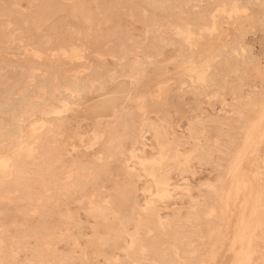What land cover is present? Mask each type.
<instances>
[{
	"label": "rangeland",
	"instance_id": "1",
	"mask_svg": "<svg viewBox=\"0 0 264 264\" xmlns=\"http://www.w3.org/2000/svg\"><path fill=\"white\" fill-rule=\"evenodd\" d=\"M0 133V264L264 263V0H0Z\"/></svg>",
	"mask_w": 264,
	"mask_h": 264
},
{
	"label": "bare ground",
	"instance_id": "2",
	"mask_svg": "<svg viewBox=\"0 0 264 264\" xmlns=\"http://www.w3.org/2000/svg\"><path fill=\"white\" fill-rule=\"evenodd\" d=\"M185 39H186V38H185ZM11 44H12V43H11ZM20 45H21V44H20ZM32 54H33V53H32ZM34 54H35V53H34ZM34 54H33V55H34ZM36 54H37V53H36ZM34 56H36V55H34ZM34 56H33V57H34ZM62 56H63V55H62ZM33 57H32V58H33ZM63 57H64V56H63ZM65 57H66V56H65ZM36 58H37V57H36ZM82 58H84V57H82ZM28 59H29V58H27V60H28ZM39 59H40V58H39ZM39 59H38V61H39ZM62 59H63V58H61L60 60L58 59L59 62H60V61H61V62H64V61L66 62V60H67V59H66V60H63V61H62ZM64 59H65V58H64ZM68 59H69V58H68ZM29 60H30V59H29ZM69 60H71V59H69ZM75 60H77V59H75ZM30 61H31V60H30ZM43 61H44V60H43ZM53 61H54V60H52L51 63H53ZM67 61H68V60H67ZM41 62H42V60H41ZM44 62H45V61H44ZM55 62H57V61H55ZM45 63H46V62H45ZM39 64H40V63H39ZM42 64H43V63H42ZM46 64H47V63H46ZM60 64H61V63H60ZM60 64L58 63L57 65L60 66ZM64 64H65V63H64ZM69 64H70V63H69ZM44 65H45V64H44ZM55 65H56V64H55ZM61 65H63V63H62ZM66 65H67V64H66ZM55 67H56V66H55ZM52 68H53V67H52ZM129 78H131V77H129ZM133 78H134V77H133ZM31 79H32V78H31ZM131 79H132V78H131ZM24 82H25V81H24ZM56 82H57V81H56ZM71 82H72V80H71ZM69 85H70V84H69ZM72 85H73V84H72ZM72 85H71V86H72ZM77 86H78V85H77ZM16 87H17V86H16ZM56 87H57V86H56ZM10 89H11V88H10ZM13 90H15V89L13 88ZM72 90H73V89H72ZM62 91H63V90H62ZM29 92H31V90H30ZM50 92H51V91H50ZM60 92H61V91H60ZM60 92H59V93H60ZM71 93H72V92H71ZM113 93H114V92H113ZM72 94H73V93H72ZM24 95H25V94H24ZM60 95H61V93H60ZM7 96H8V95H6V97H7ZM26 96H27V93H26ZM57 96H58V95H57ZM22 98H24V96H23ZM24 99L27 100L28 97H27V98L25 97ZM46 99H47V98H46ZM94 99H95V98H94ZM22 100H23V99H22ZM22 100H21V101H22ZM16 101H17V100H16ZM21 101H20V102H21ZM23 102H24V101H22V103H23ZM136 102H137V101H136ZM2 104H3V103H2ZM5 104H6V103H5ZM32 104H33V103H32ZM37 104H38V103H37ZM41 105H42V104H41ZM10 107H13V106L11 105ZM18 107H19V106H18ZM18 107H17V108H18ZM20 107H21V106H20ZM22 107H24V106H22ZM17 108H16V110H17ZM8 109H9V107H8ZM19 109H20V112H21V109H22V108H19ZM23 109H24V111H25V108H23ZM26 111L28 112L29 109H27ZM14 112H15V113H17V112L19 113V111H14ZM18 113H17V114H18ZM22 113H24V112H22ZM19 114H21V113H19ZM24 114H25V113H24ZM10 116H11V115H10ZM13 116H14V115H13ZM18 116H20V115H18ZM18 116H17V117H18ZM8 117H9V116H8ZM20 117H21V116H20ZM115 117H116V116H115ZM9 119H10V118H9ZM15 119H16V118H15ZM20 119H21V118H20ZM18 120H19V118H18ZM77 120H78V119H77ZM77 120H76V121H77ZM13 121H15V120L13 119ZM17 122H18V121H17ZM22 122H23V121H22ZM15 124H16V123H15ZM9 125H10V124H9ZM16 125H17V124H16ZM11 126L13 127L14 125L11 124ZM18 127H19V126H18ZM13 129H14V127H13ZM13 129H8V130L12 131ZM16 129H17V128H15V130H16ZM245 129H246V128H245ZM10 131H9V132H10ZM7 133H8V132H7ZM0 134H1V133H0ZM3 134H5V133H3ZM6 135H7V134H6ZM6 135H5V136H6ZM245 135H246V134H245ZM13 136H14V135H13ZM263 136H264V135H263ZM0 137H1V136H0ZM3 138H4V137H3ZM249 139H250V138H249ZM196 140H197V139H196ZM11 141H12V140H11ZM245 142H246V141H245ZM7 144H8V143H7ZM1 149H2V148H1ZM238 150H239V149H238ZM236 151H237V150H236ZM192 153H194V152L192 151ZM247 156H248V155H247ZM173 157H174V156H173ZM171 158H172V157H171ZM176 158H177V157H176ZM249 158H250V157H249ZM177 159H178V158H177ZM174 160H175V158H174ZM183 160H184V162H187L186 159H183ZM247 160H248V158H247ZM262 160H263V159H262ZM247 162H248V161H247ZM247 162H246V163H247ZM262 163L264 164V162H262ZM179 165H180V164H179ZM260 165H261V163H260ZM262 166H263V165H262ZM263 167H264V166H263ZM127 168H128V167H127ZM127 168H126V169H127ZM142 168H143V167H142ZM128 169H129V168H128ZM260 169L264 170V168H260ZM130 170H131V169H130ZM245 171H246V170H245ZM260 171H261V170H260ZM262 172H264V171H262ZM262 172H259L260 175L262 174ZM148 174H149V173H148ZM148 174H146V175H148ZM149 175H150V174H149ZM149 175H148V177H151V176H149ZM263 176H264V173H263ZM260 177H261V176H260ZM156 182H157V181H156ZM22 183H23V182H22ZM35 184H36V183H35ZM156 184H157V183H156ZM160 184H161V185H164V184H162V183H160ZM259 184H260V183H259ZM63 185H64V184H63ZM164 186H167V185H164ZM65 187H66V186H65ZM154 187H156V186H154ZM125 188H126V187H125ZM156 188H157V187H156ZM164 188H165V187H164ZM158 189H159V188H158ZM166 189H167V187H166ZM151 190H152V189H151ZM156 191H157V190H156ZM157 192L159 193V191H157ZM164 192H165V191H163V192L161 191V193H164ZM240 192H241V191H240ZM161 193H160V194H161ZM38 194H39V193H38ZM6 195L8 196V194H6ZM41 195H42V194H41ZM158 195H159V194H158ZM240 195H241V194H240ZM163 196H164V195H163ZM165 196H166V195H165ZM121 197H122L123 200L128 199V198L130 197V192H129V190H127V189L124 190V191L122 192V194H121ZM161 198H162V197H161ZM262 198H263V200H264V197H262ZM240 199H241V198H240ZM4 200H5V199H4ZM260 200H261V198H260ZM6 201H7V200H6ZM103 201H104V200H103ZM238 201H239V200H238ZM258 201H259V200H258ZM261 201H262V200H261ZM259 203H260V202H259ZM260 204H261V203H260ZM260 204H259V205H260ZM262 204H263V202H262ZM145 205H147V204H145ZM150 205H151V204H150ZM150 205H149V206H150ZM237 205H238V204H237ZM257 205H258V204H257ZM263 205H264V204H263ZM261 206H262V205H261ZM11 207H12V206H11ZM150 207H151V206H150ZM258 207H259V206H258ZM263 207H264V206H263ZM191 208H192V207H191ZM234 208H235V207H234ZM236 208H237V207H236ZM236 208H235V210H237ZM136 210H138V209H136ZM144 210H146V209H144ZM211 211H212V210H211ZM114 212L117 213V212H119V211H117V209H116V210H114ZM256 212H257V211H256ZM156 214H157V213H156ZM205 214H207V213H205ZM205 214H204L203 216H206ZM208 214H211V213H208ZM208 214H207V216H208ZM234 218H235V217H234ZM234 218H233V220H234ZM236 220H237V218H236ZM221 221H222V220H221ZM230 221H231V220H230ZM188 223H189V222H188ZM225 225H226V224H225ZM161 226H162V225H161ZM218 226H219V225H218ZM230 229H231V230H230ZM17 230H18V229H17ZM229 230H230V234H231V232L233 231L232 228L230 227ZM149 231H150V230H149ZM227 235H228V234H227ZM223 236H224V235H223ZM231 236H232V234H231ZM130 239H131V238H130ZM187 243H188V242H187ZM192 243H193V242H192ZM192 243H191V244H192ZM225 244H226V241H225ZM241 245H242V244H241ZM256 245H257V244H256ZM191 246H192V245H191ZM225 246H226V245H225ZM257 247H258V246H257ZM239 249H240V248H239ZM259 249H262V248H259ZM140 250H141V249H140ZM233 250H234V249H233ZM262 250H263V249H262ZM143 251H144V250H143ZM143 251L141 250V252H143ZM176 251H177V250H176ZM172 253H173V251H172ZM244 255H245V253H244ZM176 256H177V255H176ZM262 256H263V255H262ZM258 259H259V258H257L256 260H258ZM253 260H254V259H253ZM261 260H262V258H261ZM253 262H254V261H253ZM199 263H200V262H199ZM247 264H248V263H247ZM256 264H257V263H256ZM262 264H264V263H262Z\"/></svg>",
	"mask_w": 264,
	"mask_h": 264
}]
</instances>
